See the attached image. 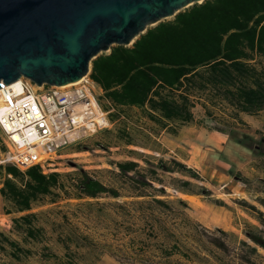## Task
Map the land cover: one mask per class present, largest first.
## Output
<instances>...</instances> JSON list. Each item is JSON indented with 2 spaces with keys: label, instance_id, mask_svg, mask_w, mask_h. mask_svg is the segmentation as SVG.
Segmentation results:
<instances>
[{
  "label": "trees",
  "instance_id": "16d2710c",
  "mask_svg": "<svg viewBox=\"0 0 264 264\" xmlns=\"http://www.w3.org/2000/svg\"><path fill=\"white\" fill-rule=\"evenodd\" d=\"M91 78L104 92L103 109L126 148L163 154L155 140L158 132L176 135L192 125L197 102L209 110L226 107L232 121L242 123V114L256 116L264 111V0H213L192 8L151 29L132 48H113L110 55L97 59ZM137 112L152 125L151 132L130 124ZM139 134L149 144H138ZM0 150H6L1 133ZM255 152L264 173V152ZM129 155L134 160L117 163V170L102 179L82 172L73 181L70 175L44 174L40 167L22 173L11 165L0 166V199L11 208L6 215L16 216L11 230L23 243L38 246L44 260L56 264H80L81 257L94 264L105 255L127 259L125 264H172L171 259L182 252V226L192 231L193 238L207 239V258L219 264L229 263L215 258L216 253L229 258L230 264L264 262L263 211L238 201L258 226L247 223L243 240L220 229L208 236L182 212L188 204L169 200L167 193L171 189L210 198L212 193L197 184L205 181L201 175L176 160L135 151ZM231 175L252 195L250 180L240 173ZM260 184L264 188V180ZM44 199L52 208L33 212ZM255 201L264 210V197L255 196ZM212 202L228 208L219 200ZM79 225L95 226L101 232L98 239L78 230ZM50 235L62 247L64 259L52 255ZM0 249L15 260L30 253L1 231Z\"/></svg>",
  "mask_w": 264,
  "mask_h": 264
},
{
  "label": "rangeland",
  "instance_id": "374dc122",
  "mask_svg": "<svg viewBox=\"0 0 264 264\" xmlns=\"http://www.w3.org/2000/svg\"><path fill=\"white\" fill-rule=\"evenodd\" d=\"M96 94L100 98L102 105H105V101L101 99L102 93L98 89H96ZM197 103V106L193 109L195 121L192 125L180 128L176 135L166 131L158 132V137L155 140L162 149L163 154L161 155L138 147H123L118 140L116 127H114L97 134L84 144L67 148L62 153L63 159L57 160V165L52 168L53 171L47 174L60 173L67 176L70 175V179L73 181L82 172L90 173L95 177H97L96 175L101 176L99 177L100 179L103 177L108 178L110 172L117 170V163L134 160L129 155V152L132 151L151 155L158 159L176 160L183 164L187 160L189 162L186 166H191L192 168L193 166H199L201 168L199 173L205 181L197 184L208 189L212 196L210 198L203 196L192 197L167 189V193L170 195L169 200H182L188 204V208L182 212L199 226L198 231L201 233L208 231L209 234L207 235L211 236L220 229L228 233H234L243 240L245 239L243 231L246 229V224L258 226V223L237 202L244 200L264 212L263 208L255 201V196L264 197V188L260 184L261 180H264V173L260 171L262 160L255 152L256 149H261L264 152V111L256 116L242 114V123H234L226 107L211 108L209 110L206 109L202 102ZM208 114H211L212 117ZM132 115L133 119L130 124L133 128L138 127L144 132H151L152 125L140 112ZM220 132L227 133L228 142L217 151L209 143L212 140V135ZM0 133L2 141L5 140L4 134L1 131ZM136 142L144 145L149 144V140L142 134L136 136ZM4 152L0 150V160ZM189 152L192 153L189 154ZM141 165L143 166L142 162ZM231 173H240L243 177L250 180V193L252 195L247 193L246 187L236 181ZM173 178L183 179L179 175H174ZM2 179V176H0V189L2 187ZM166 181L169 182L168 179ZM216 200L224 202L228 208L215 205L212 201ZM51 208L49 199H44L35 206L33 212H44ZM10 209L0 199V231L12 241H16L28 249L30 253L25 258L15 260L0 249V264H56L53 259L44 260L40 255L41 251L38 246L32 243H23L22 237L17 232L8 231L6 228L3 229L1 227V224L5 225L6 221H12V218L16 217L14 215H6V212ZM47 219L50 220L51 217L47 216ZM76 228L82 232L92 233L93 238L95 237L96 239L101 233L97 231L95 226L91 225H79ZM48 231L50 232L49 229ZM191 232L187 226H182V252L173 257L171 263L219 264V261L214 258H207L208 254L204 251L207 239L193 238ZM54 238V236H48L47 243L53 250L52 255L62 260L64 259V251L61 246L56 244ZM6 248L9 252L10 249ZM260 253L264 256L263 251H260ZM216 256L230 264L229 258L223 255L219 256L218 253L215 254V258ZM84 260L85 258L82 259L81 257L80 261L82 263L80 264H86ZM127 262H129L127 259H117L111 255H105L99 261H94V264H125ZM261 264H264V262H261Z\"/></svg>",
  "mask_w": 264,
  "mask_h": 264
},
{
  "label": "water",
  "instance_id": "95a60500",
  "mask_svg": "<svg viewBox=\"0 0 264 264\" xmlns=\"http://www.w3.org/2000/svg\"><path fill=\"white\" fill-rule=\"evenodd\" d=\"M213 0H0V89L21 79L62 88L113 48Z\"/></svg>",
  "mask_w": 264,
  "mask_h": 264
},
{
  "label": "built area",
  "instance_id": "2783aa9c",
  "mask_svg": "<svg viewBox=\"0 0 264 264\" xmlns=\"http://www.w3.org/2000/svg\"><path fill=\"white\" fill-rule=\"evenodd\" d=\"M20 82L21 94L12 85L0 89L5 106L0 111V131L6 147L1 166L11 165L22 173L40 167L47 174L67 148L113 127L91 76L67 88H39L26 79ZM1 227L10 231L12 221Z\"/></svg>",
  "mask_w": 264,
  "mask_h": 264
},
{
  "label": "crops",
  "instance_id": "0c3cea01",
  "mask_svg": "<svg viewBox=\"0 0 264 264\" xmlns=\"http://www.w3.org/2000/svg\"><path fill=\"white\" fill-rule=\"evenodd\" d=\"M102 94V96H103V94H104V92L102 91V89L98 86V88H97ZM101 96V97H102ZM227 142H228V137L225 135V134H221V133H217V134H214V135H212V140L210 141V145L212 146V147H214L215 149L214 150H219V149H221V148H223V146L224 145H226L227 144ZM192 152H189V154H191ZM221 153V152H220ZM189 161H187L186 160V163H184L185 165L188 163ZM201 166V165H200ZM188 168H191V169H193V170H195V171H197L198 173H199V169H201V168H199V166H193V168L191 167V166H187ZM200 174V173H199ZM236 180V179H235ZM237 181V180H236ZM240 183V182H239Z\"/></svg>",
  "mask_w": 264,
  "mask_h": 264
},
{
  "label": "bare ground",
  "instance_id": "6f19581e",
  "mask_svg": "<svg viewBox=\"0 0 264 264\" xmlns=\"http://www.w3.org/2000/svg\"><path fill=\"white\" fill-rule=\"evenodd\" d=\"M20 81H18V82H16V83H14V84H12V86H13V88L16 90V92L18 93V94H21V87H20ZM72 85H69V86H67V87H71ZM66 87V88H67ZM3 94V92L2 91H0V111H3L4 110V108H5V106H4V104H3V102H2V100H1V95Z\"/></svg>",
  "mask_w": 264,
  "mask_h": 264
}]
</instances>
